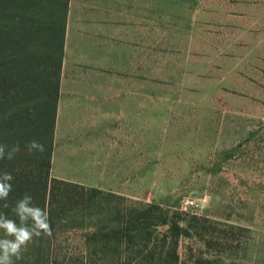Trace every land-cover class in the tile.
I'll return each mask as SVG.
<instances>
[{"label":"rangeland","instance_id":"1","mask_svg":"<svg viewBox=\"0 0 264 264\" xmlns=\"http://www.w3.org/2000/svg\"><path fill=\"white\" fill-rule=\"evenodd\" d=\"M96 3L136 33L135 75L124 62L142 86V170L113 193L205 220L179 236L177 264H264V0H72ZM92 231L53 239L44 264L88 248L84 264H115Z\"/></svg>","mask_w":264,"mask_h":264},{"label":"trees","instance_id":"2","mask_svg":"<svg viewBox=\"0 0 264 264\" xmlns=\"http://www.w3.org/2000/svg\"><path fill=\"white\" fill-rule=\"evenodd\" d=\"M69 4L70 0H0V143L20 146L13 160H0V172L14 177L6 201L10 207L0 211L17 219L11 206L28 193L37 206L48 210L52 228L51 236L34 238L16 264L46 263L53 239L68 238L84 226L94 230L86 240L103 244L100 251L109 249L115 264H177L179 236L205 221L201 217L182 220L158 204L51 176ZM32 140L42 143L45 151L29 153L26 146ZM160 227L165 229L159 232ZM88 249L80 257L82 264L99 250Z\"/></svg>","mask_w":264,"mask_h":264},{"label":"crops","instance_id":"3","mask_svg":"<svg viewBox=\"0 0 264 264\" xmlns=\"http://www.w3.org/2000/svg\"><path fill=\"white\" fill-rule=\"evenodd\" d=\"M106 10L70 0L51 176L126 192L142 170V86L127 67L131 61L136 69V33L128 37L127 23Z\"/></svg>","mask_w":264,"mask_h":264},{"label":"clouds","instance_id":"4","mask_svg":"<svg viewBox=\"0 0 264 264\" xmlns=\"http://www.w3.org/2000/svg\"><path fill=\"white\" fill-rule=\"evenodd\" d=\"M26 147L29 153L45 151L44 145L36 140L30 141ZM19 151L18 143L11 148L0 143V160L11 161ZM13 179L11 173L0 172V201H5L0 208L10 207L6 201L12 191ZM11 211L17 219H12L0 211V230L4 233V238H0V264H16V261L22 258V250L34 238L52 235L49 212L46 208L37 206L32 195L25 193L15 205L11 206Z\"/></svg>","mask_w":264,"mask_h":264}]
</instances>
